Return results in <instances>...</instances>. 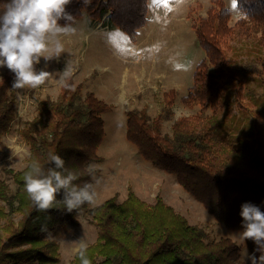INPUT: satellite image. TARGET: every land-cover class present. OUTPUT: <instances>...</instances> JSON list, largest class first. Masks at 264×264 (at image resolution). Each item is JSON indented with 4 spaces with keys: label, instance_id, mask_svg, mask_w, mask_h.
Returning <instances> with one entry per match:
<instances>
[{
    "label": "trees",
    "instance_id": "trees-1",
    "mask_svg": "<svg viewBox=\"0 0 264 264\" xmlns=\"http://www.w3.org/2000/svg\"><path fill=\"white\" fill-rule=\"evenodd\" d=\"M5 2L0 0V11ZM212 3L216 6L209 7L194 28L205 57L195 67L191 89L180 98L187 108L198 106L199 113L176 120L171 134H163L162 121L172 116L177 96L169 90L163 94L162 114L150 118L146 108L126 113L125 135L144 160L174 174L178 184L219 224L241 231L242 204L251 203L264 212V112L245 103L241 96L245 70L230 65L223 47L227 39H250L257 34L264 47V0H235L241 17L233 26H229L231 11L224 2ZM67 11L75 20L82 11L94 22L107 16L106 22L133 40L146 25L148 0H90L87 5L72 0ZM260 68L264 76V60ZM12 82V74L0 76V140L16 117ZM68 83L71 87L61 85L55 100L39 102L37 115L20 130L29 156L23 170H8L16 191L0 180L4 204L0 206V264H58L59 245L47 236L57 228L76 226V216L91 205L85 203L69 213L58 195L51 209L37 211L24 191L23 177L29 166L37 162L45 170L52 167L50 153L61 156L65 168L78 177L73 183L94 184L87 169L103 161L98 155L105 135L101 115L111 106L91 92L83 94L73 75ZM223 92L229 100L234 94L236 107L251 115L245 130L239 129L234 116L228 118L226 127L219 122ZM251 99L255 108V98ZM89 211L97 238L76 252L71 264H82V256L89 264H249L240 260L241 250L231 239H209L204 229L189 224L158 196L148 204L129 189L122 202L111 197ZM42 225L46 232L41 231ZM245 243L251 254L255 245L250 240Z\"/></svg>",
    "mask_w": 264,
    "mask_h": 264
},
{
    "label": "rangeland",
    "instance_id": "rangeland-1",
    "mask_svg": "<svg viewBox=\"0 0 264 264\" xmlns=\"http://www.w3.org/2000/svg\"><path fill=\"white\" fill-rule=\"evenodd\" d=\"M213 1L148 0L146 25L137 31L133 40L115 25L106 22L107 16L102 22H94L88 13L82 11L73 25L76 31L53 37L49 51L43 54L52 59L46 62L42 58L36 66L38 70L43 68L53 73V76L36 89H12L16 117L9 132L0 140V180L13 193L16 185L8 170H23L29 156L20 130L37 115L39 102L57 98L61 86L57 73L65 65L72 68L74 83L81 86L83 94L91 92L111 106L101 115L105 135L98 148V155L103 161L96 164L95 178L99 184L94 180L95 201L76 216V226L57 228L47 236L59 245L58 264H71L76 252L96 240L98 229L92 224L89 209L111 197L120 203L129 189L148 204H153L156 196L162 198L189 224L204 229L209 239H231L241 250L240 260L249 263L245 243L233 235L239 231L219 224L196 198L178 184L174 174L144 160L125 135L126 113L146 108L150 118L162 114L163 94L169 90H175L177 96L172 116L162 121L163 134H171L176 120L199 113L198 106L187 108L181 104L180 98L191 89L195 67L205 57L194 28L201 18L206 17L209 7L216 6ZM221 1L231 11L229 26H233L241 17L235 0ZM260 37L257 34L250 39H227L223 50L233 68L245 70L241 95L245 103L264 112V76L260 68L264 60V47L259 45ZM56 39L63 45L59 58H56L54 51ZM5 73L12 74L6 68H0V76ZM252 96L257 103L255 108ZM207 114L210 115L211 111H207ZM230 116L237 119V126L242 130L252 121L251 115L242 113L236 107L234 94L229 100L228 93L223 92L217 118L226 127ZM3 205L0 202V206Z\"/></svg>",
    "mask_w": 264,
    "mask_h": 264
},
{
    "label": "clouds",
    "instance_id": "clouds-1",
    "mask_svg": "<svg viewBox=\"0 0 264 264\" xmlns=\"http://www.w3.org/2000/svg\"><path fill=\"white\" fill-rule=\"evenodd\" d=\"M71 3L72 0H6L3 3L0 11V68L13 74L12 89H36L53 76V73L43 68L38 70L36 66L42 58L46 62L52 59L43 54L49 51L53 37L76 31L73 26L75 18L67 11ZM83 3L87 5L90 0H83ZM61 20L63 25L59 23ZM54 51L56 58L63 52L59 39L54 41ZM72 71L69 65H65L57 73L58 82L65 88L71 87L68 80ZM49 161L52 167L47 170L33 162L23 177L24 191L37 211L51 209L58 195L69 213L85 203H94L96 191L93 183H84L83 186L73 183L78 177L65 168V161L58 154L50 153ZM97 167L89 165L87 171L99 184L95 178ZM240 216L242 230L233 235L243 243L250 240L255 245L251 254L246 253L249 264H264V212L256 205L244 203ZM41 231H47L46 225L41 226ZM82 264H89L83 256Z\"/></svg>",
    "mask_w": 264,
    "mask_h": 264
}]
</instances>
